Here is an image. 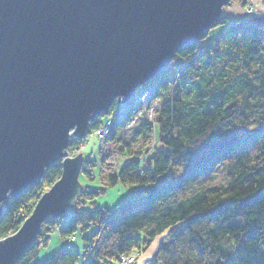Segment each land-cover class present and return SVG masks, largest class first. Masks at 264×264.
<instances>
[{
  "label": "trees",
  "instance_id": "16d2710c",
  "mask_svg": "<svg viewBox=\"0 0 264 264\" xmlns=\"http://www.w3.org/2000/svg\"><path fill=\"white\" fill-rule=\"evenodd\" d=\"M207 34L155 76L158 117L135 128L150 141L158 138L157 147L142 158L127 155L100 188H83L69 214L45 220L16 264H112L120 255L141 254L160 236L167 244L155 264H264V27L242 19L211 43L202 41ZM106 119L98 114L91 129ZM116 126L104 143L125 123ZM71 144L84 146L78 139ZM94 164H84L91 180ZM61 174L60 165L50 166L42 180L5 201L0 240L17 233ZM119 184L131 197L112 210L95 207ZM55 230L67 245L41 261ZM71 237L81 238L80 250L69 245Z\"/></svg>",
  "mask_w": 264,
  "mask_h": 264
},
{
  "label": "water",
  "instance_id": "95a60500",
  "mask_svg": "<svg viewBox=\"0 0 264 264\" xmlns=\"http://www.w3.org/2000/svg\"><path fill=\"white\" fill-rule=\"evenodd\" d=\"M229 1L0 0V218L5 199L67 155L72 129L82 138L114 99L128 102L217 25ZM83 162L81 153L65 159L61 179L0 241V264H16L47 218L72 211Z\"/></svg>",
  "mask_w": 264,
  "mask_h": 264
},
{
  "label": "rangeland",
  "instance_id": "374dc122",
  "mask_svg": "<svg viewBox=\"0 0 264 264\" xmlns=\"http://www.w3.org/2000/svg\"><path fill=\"white\" fill-rule=\"evenodd\" d=\"M229 5L225 6L224 11L227 9H231V7L235 6H244L245 14L255 15L260 13L261 10H257L255 6L252 5V8L247 7V1L245 0H230ZM223 16V15H222ZM232 21V19H231ZM228 22H221L220 24H217L215 26H212L208 30V34L206 37L202 39L204 43H211L214 39L219 37L221 35V32L228 28ZM174 59V58H173ZM172 59V60H173ZM172 60L169 62V65L167 68H169ZM159 74V73H158ZM151 80H155V77L153 79H149V81L144 82L140 84L141 86L148 84L151 82ZM135 90V89H134ZM136 90L132 94H136ZM119 97L114 99L115 101H118ZM131 99V97H130ZM144 98L141 99L140 102H144ZM128 104V102H126ZM133 104L132 106H134ZM137 105V104H136ZM142 104H138L137 106L133 107V119L134 122L136 121V124H138L140 121L139 118L145 111L141 109ZM151 108L153 110L155 109L156 112L154 114V118L158 117L159 114V107H160V100H155L151 102ZM150 111V110H149ZM148 111V112H149ZM146 117V118H145ZM144 119H147V114L144 116ZM123 124L122 122H118ZM142 123V121L140 122ZM139 123V124H140ZM156 128L155 135L159 137V131ZM121 129H124L121 128ZM118 131V136L116 139H114L112 142H106L100 149V145L97 143V139L93 136H90L85 146L81 149V154L84 156L85 160L91 159L92 161H95L94 167L92 168L94 173V180H91L90 177L88 178L84 172H82L79 175V179L81 182V185L83 188H100L103 185V181L107 180V176L111 175L113 172H116L120 167L123 160H125L127 155H139L141 154V150L144 148L145 145L149 144L150 134L148 132L139 131L140 127L131 129L130 132L121 130ZM73 131V130H72ZM139 131V132H138ZM151 143V142H150ZM100 150V151H99ZM75 150L70 149V153L74 152ZM69 153V152H68ZM69 153V155H71ZM75 153V152H74ZM84 169L86 166H83ZM84 171V170H83ZM46 172V171H45ZM168 178V175H165L164 178L161 179V181H164ZM42 180V179H40ZM44 194L47 193V191L50 190V187H47L44 189ZM124 193V191H123ZM123 195V194H122ZM122 195L117 191L115 188H111L106 194L101 195L100 197L95 200V207L101 208L102 206H109L110 208L114 207V205L121 202V199L123 198ZM126 196V194H125ZM30 217V216H29ZM28 217V218H29ZM43 225V224H42ZM17 234V233H16ZM10 237V236H9ZM7 239V238H6ZM4 241V240H0ZM69 245H73L76 249L80 250L83 243L80 237H78V240L71 239L69 241ZM64 245L63 240L61 239V235L59 234V231L55 230L50 238V245L46 248H43L40 252V260H45L48 258L52 253H55L56 251L61 250ZM141 255V254H140ZM128 256H134L135 262L136 260L140 259L141 256L136 254H130ZM147 262L142 257L140 260H138L137 264H146Z\"/></svg>",
  "mask_w": 264,
  "mask_h": 264
},
{
  "label": "bare ground",
  "instance_id": "6f19581e",
  "mask_svg": "<svg viewBox=\"0 0 264 264\" xmlns=\"http://www.w3.org/2000/svg\"><path fill=\"white\" fill-rule=\"evenodd\" d=\"M245 1H247V0H245ZM230 3H228L226 6H228ZM247 7L248 8H252V6H250L248 3H247ZM225 8V7H224ZM224 8H223V16L221 17V21H219V23L218 24H220L221 22H228L229 24V26H228V28H231V26H232V24L234 23V21H237V20H242V19H245V20H247V21H249L248 19H246V18H242V19H237V20H233L232 19V21L228 18V17H226V16H224ZM247 12V11H246ZM245 16H250V14H245ZM249 22H251V21H249ZM252 24L254 23V22H251ZM255 25H259V26H262V27H264V25H261V24H257V23H254ZM227 28V29H228ZM226 30V29H225ZM166 69V68H165ZM145 85H151L155 90V93L157 92V90H159L158 89V80L156 81V78H155V80H151V82H149L148 84H145ZM139 87H140V85L139 86H137L136 88H135V90L136 91H138L137 89H139ZM134 95V94H133ZM129 100H130V98H129ZM129 100H127L128 101V103H129ZM116 111L117 112H120L121 113V115L122 116H124V120L127 122H125V126H124V129H121V130H125V131H128V132H130V130L131 129H134L133 127H129V125L130 124H132V121H134V119H133V111L131 110V107H126L125 105H123V102H120V101H115V100H113V102H112V104H111V106L109 107V109H108V113H106L105 115L107 116V119H106V121L108 120V118H109V120H110V122L111 123H113V124H109V123H106V121H105V123L103 124V125H101L97 130H92L91 129V124H90V122L92 121H90L89 122V126H88V128H87V130H86V132H85V134H84V137H82V138H79V137H76L74 134H72L74 131H75V129H72L71 131H70V133H69V135H71V137H70V141H69V144H68V147H67V149H66V153H67V155L66 156H62L60 159H57V161H55V162H53V163H51L48 167H47V169L50 167V166H57V165H60V167L62 168V174H63V171H64V167H63V163H64V161H65V159H67V158H77L78 157V154H80L81 152V149L85 146L84 144L86 143V141L88 140V138L90 137V136H93L94 138H99L98 137V132L99 131H102V134H104V137H105V140H107V139H109L112 135H113V132H114V130L117 128V119H116V117H115V113H116ZM117 138V137H116ZM80 140V141H82L83 142V145L84 146H82L81 147V149H78V150H75L74 152H72V153H70V149H71V146H70V144H71V142H73V140ZM108 141V140H107ZM150 142L152 143V141H149V144H147V145H145L144 146V148L141 150V158H142V156H147V155H150L151 153H152V149H151V147H150ZM157 142H159V140H158V138H157ZM99 145H100V149L102 148V146L104 145V143L103 142H101L100 141V139H98V142H97ZM109 143V142H108ZM160 143V142H159ZM72 145V144H71ZM157 145H158V143H157ZM157 147V146H156ZM100 151V150H99ZM64 152H65V150H64ZM71 154V155H69V153ZM82 155V154H81ZM127 157V156H126ZM126 160H123V162L121 163V167L116 171V172H113L112 174H118L119 172H120V170H121V168H122V164L125 162ZM85 162H86V160H85V158H84V162H83V166H84V164H85ZM86 169V168H85ZM84 169V170H85ZM83 172V170H81L80 171V173H79V175L81 174ZM62 174H61V176H62ZM60 176V177H61ZM79 177V176H78ZM61 179V178H60ZM59 179V180H60ZM58 180V181H59ZM79 182H80V179H79ZM80 184H81V182H80ZM54 186V185H53ZM52 186V187H53ZM119 186V189H117V191H119V193L122 195V200H121V202L119 203V204H116V206H115V208H118L121 204H122V202L123 201H125L126 199H128L129 197H131V194H132V192H131V190L130 189H128L126 186H123V185H118ZM52 187H50V189L52 188ZM81 188H83L82 187V185H81ZM123 191H124V193H123ZM125 194H126V196H125ZM44 195V194H43ZM42 195V196H43ZM7 199H10V198H7ZM7 199H5V201L7 200ZM5 201H4V203H3V208H4V205H5ZM48 219V218H47ZM24 225V224H23ZM22 225V226H23ZM39 236V235H38ZM38 236H37V238H38ZM73 237H71V239H72ZM70 239V240H71ZM36 240L37 239H35L32 243H34L35 244V242H36ZM69 240V241H70ZM74 240H76V239H74ZM70 243V242H69ZM32 246V245H31ZM57 252V251H56ZM136 255H139V256H141L140 254H137V252L135 253ZM53 255V254H52ZM128 258H129V256L128 255H120V256H118L117 257V259L114 261V263H112V264H137V262H138V260H140V259H138V260H136V262H135V260L134 261H129L128 260ZM154 259V258H153ZM155 260V259H154ZM153 260V264H155V261Z\"/></svg>",
  "mask_w": 264,
  "mask_h": 264
},
{
  "label": "crops",
  "instance_id": "0c3cea01",
  "mask_svg": "<svg viewBox=\"0 0 264 264\" xmlns=\"http://www.w3.org/2000/svg\"><path fill=\"white\" fill-rule=\"evenodd\" d=\"M247 3L250 6H255V8L257 10H261L260 13L258 14H253L250 16H245V7L244 6H233L231 7V9H227L224 12V16L228 17L230 20H237V19H242V18H246L251 22L257 23V24H261L264 25V0H247ZM115 189H119V186L114 187ZM122 200V199H121ZM119 204V203H118ZM116 205H114V207L110 208L109 206L105 205L102 207H107L110 210L114 209ZM64 245L62 247H65L67 245V242L63 241ZM163 244H167V239L164 236H160L158 237L152 244H150V246H148L146 248L145 251H143L141 253V257L140 259L143 257L144 260L147 262L146 264H153V258L155 257V255L157 254V251L159 249V247ZM50 245V241L48 246ZM47 246V247H48ZM46 248V247H44ZM43 249V248H42ZM41 249V250H42ZM41 252V251H40ZM54 254V253H52ZM51 254V255H52ZM50 257V256H49ZM40 259V257H39Z\"/></svg>",
  "mask_w": 264,
  "mask_h": 264
},
{
  "label": "built area",
  "instance_id": "2783aa9c",
  "mask_svg": "<svg viewBox=\"0 0 264 264\" xmlns=\"http://www.w3.org/2000/svg\"><path fill=\"white\" fill-rule=\"evenodd\" d=\"M138 91L136 92V94H132L131 95V99L129 100V103H123V105H125L126 107H131V110L133 111V107L137 106L139 103L142 104L141 106V109H143V111H145V114L143 113L141 115V117L139 118L140 121H138L139 123L142 121V122H146L148 124H154L155 122V118H154V114L156 112V110L153 108H151V102L153 101V99L155 100H159L156 98V93H155V89L151 86V85H143L139 87V89H137ZM144 98V102H140L141 99ZM133 104H135L134 106H132ZM137 104V105H136ZM150 110V111H149ZM149 111V112H148ZM147 114V119H144V116ZM115 117L117 119V122H122V123H125L126 121L124 120V116L121 115L120 112H117L115 113ZM156 117V116H155ZM146 118V117H145ZM106 123H109V124H113L110 122L109 118L108 120L106 121ZM136 124V121H132V124L129 125V127H133L135 128L136 126L139 125ZM98 137L99 138H96L97 139V142H98V139H100L101 142L104 143L105 141V137H104V134H102V131H99L98 132ZM157 146V142L155 141V139L152 140V143L150 145L151 149L156 147ZM72 239H75L74 237ZM129 261H134L135 260V257L134 256H129L128 258Z\"/></svg>",
  "mask_w": 264,
  "mask_h": 264
}]
</instances>
